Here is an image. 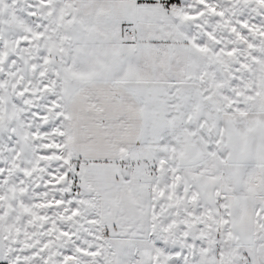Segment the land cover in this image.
<instances>
[{
  "label": "snow or ice",
  "instance_id": "6c2138e0",
  "mask_svg": "<svg viewBox=\"0 0 264 264\" xmlns=\"http://www.w3.org/2000/svg\"><path fill=\"white\" fill-rule=\"evenodd\" d=\"M0 264H264V0H0Z\"/></svg>",
  "mask_w": 264,
  "mask_h": 264
}]
</instances>
